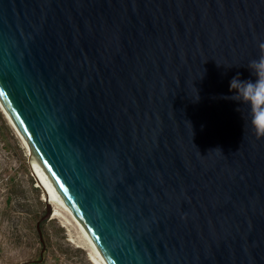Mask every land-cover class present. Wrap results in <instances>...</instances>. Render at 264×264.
<instances>
[{"label": "water", "instance_id": "obj_1", "mask_svg": "<svg viewBox=\"0 0 264 264\" xmlns=\"http://www.w3.org/2000/svg\"><path fill=\"white\" fill-rule=\"evenodd\" d=\"M261 42L264 0H0V101L101 264H264V138L221 98Z\"/></svg>", "mask_w": 264, "mask_h": 264}, {"label": "rangeland", "instance_id": "obj_2", "mask_svg": "<svg viewBox=\"0 0 264 264\" xmlns=\"http://www.w3.org/2000/svg\"><path fill=\"white\" fill-rule=\"evenodd\" d=\"M0 108V264H94L69 215L45 214L32 157ZM39 222L38 228L36 223Z\"/></svg>", "mask_w": 264, "mask_h": 264}, {"label": "clouds", "instance_id": "obj_3", "mask_svg": "<svg viewBox=\"0 0 264 264\" xmlns=\"http://www.w3.org/2000/svg\"><path fill=\"white\" fill-rule=\"evenodd\" d=\"M245 66L250 78L241 79V74L237 73L229 81V93L233 94L221 98L241 105L237 111L241 112L244 126L255 138L260 139L264 138V42L258 44L257 56L249 59Z\"/></svg>", "mask_w": 264, "mask_h": 264}, {"label": "bare ground", "instance_id": "obj_4", "mask_svg": "<svg viewBox=\"0 0 264 264\" xmlns=\"http://www.w3.org/2000/svg\"><path fill=\"white\" fill-rule=\"evenodd\" d=\"M0 108L3 111L4 115H6L7 119L9 120L8 122L15 129V131L18 134V136L20 137V139L22 140L23 144L25 145V147L27 148V150L29 151V153H30V155L32 157L31 159H32V162H33V175H34V178H35V181H36V186L41 189V191H42V199L45 201V203L48 204L49 207H52V209H53L52 217L53 218L61 217L63 215V213H66L67 215H69V217L71 218L72 222H74V224L80 230V228L78 227V225L76 224V222L74 221L72 216L69 214V212L63 206V204L60 202V200L54 194V192H53V190H52V188H51V186H50V184L48 182V179H47L46 175L44 174L42 168L40 167L38 161L36 160L32 150L30 149V147L25 142V140L22 137V135L17 130L14 122L12 121L10 116L8 115V113L5 110V108H4V106H3L1 101H0ZM90 259L92 260V262L94 264H101V262L99 261V259L97 258L96 255L94 256V255L91 254L90 255Z\"/></svg>", "mask_w": 264, "mask_h": 264}]
</instances>
